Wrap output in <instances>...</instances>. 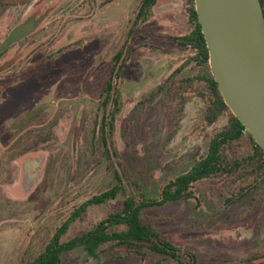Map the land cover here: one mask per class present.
I'll list each match as a JSON object with an SVG mask.
<instances>
[{
	"label": "rangeland",
	"instance_id": "1",
	"mask_svg": "<svg viewBox=\"0 0 264 264\" xmlns=\"http://www.w3.org/2000/svg\"><path fill=\"white\" fill-rule=\"evenodd\" d=\"M140 2L59 0L41 29L3 57L0 264L37 256L78 207L116 184V172L127 194L142 190L157 197L169 179L207 153L210 136L228 126L221 117L206 131L199 127L205 101L194 97L181 129L169 136L170 99L166 92L150 96L194 50L173 40L189 31L187 0H160L154 18L128 43L120 80L125 104L114 136L119 156L106 158L93 142L100 94ZM196 73L191 65L180 76ZM245 185L221 176L206 179L195 185L193 199L148 209L144 216L176 245L192 250L198 264H256L255 257L264 261V190L229 203ZM127 194L91 205L65 239L121 210ZM106 248L102 261L78 250L62 264H176Z\"/></svg>",
	"mask_w": 264,
	"mask_h": 264
},
{
	"label": "trees",
	"instance_id": "2",
	"mask_svg": "<svg viewBox=\"0 0 264 264\" xmlns=\"http://www.w3.org/2000/svg\"><path fill=\"white\" fill-rule=\"evenodd\" d=\"M160 0H141L128 39L113 57V68L106 81L97 105L92 140L104 149L106 158L118 157L114 146L117 118L124 109V94L121 88V71L127 59L128 43L136 38V31L150 22ZM189 31L173 38L175 44L193 49L187 61L152 92L151 98L166 92L170 99L173 138L181 129L185 117V108L194 97L205 101V110L198 126L207 130L221 117L228 118L229 124L210 136L208 150L195 160L190 169L169 179L161 188L157 197H148L142 190L137 194H127L123 179L115 173L116 184L102 193L93 196L78 207L72 215L55 231L43 251L30 261L21 264H62L64 257L72 252L83 250L92 259L102 261V248L114 252L136 253L142 260L150 254L161 257V261L176 264H198L197 255L190 249H184L158 229L144 216L148 209L163 207L173 202L190 200L195 197V185L206 179L218 176L232 182L246 184L229 203L241 199L253 190H264V150L253 138L244 124L234 115L225 103L219 85L210 65L209 49L195 0H187ZM197 73L180 76L189 66ZM122 209L108 214L90 229L70 239H65L71 224L88 211L93 204H103L126 195ZM256 264H264L255 257Z\"/></svg>",
	"mask_w": 264,
	"mask_h": 264
},
{
	"label": "water",
	"instance_id": "3",
	"mask_svg": "<svg viewBox=\"0 0 264 264\" xmlns=\"http://www.w3.org/2000/svg\"><path fill=\"white\" fill-rule=\"evenodd\" d=\"M225 103L264 150V10L261 0H195ZM43 19V18H42ZM34 16L0 42V55L36 29Z\"/></svg>",
	"mask_w": 264,
	"mask_h": 264
},
{
	"label": "flooded vegetation",
	"instance_id": "4",
	"mask_svg": "<svg viewBox=\"0 0 264 264\" xmlns=\"http://www.w3.org/2000/svg\"><path fill=\"white\" fill-rule=\"evenodd\" d=\"M56 2H59V0H0V35H3V38L0 39V42L3 41L15 27L24 23L31 15L34 14L36 19L43 18L40 22H38L34 31H32L28 36L10 45L0 55V65L2 63L3 57L6 56L12 48L21 44V42L36 34L41 29L43 23L53 11ZM261 2L264 10V0H261ZM45 3H47V7L45 10H42L41 14H38L37 11L41 10V6ZM0 67L2 68V66ZM1 68L0 72L2 71Z\"/></svg>",
	"mask_w": 264,
	"mask_h": 264
}]
</instances>
